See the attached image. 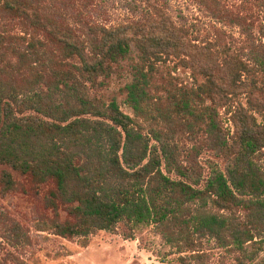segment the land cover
Wrapping results in <instances>:
<instances>
[{
	"label": "trees",
	"instance_id": "trees-1",
	"mask_svg": "<svg viewBox=\"0 0 264 264\" xmlns=\"http://www.w3.org/2000/svg\"><path fill=\"white\" fill-rule=\"evenodd\" d=\"M89 1L0 0V165L53 182L48 206H64L71 218L35 229L87 248L119 224L152 226L176 264H211L203 239L226 250L227 264H264V174L256 168L264 157V47L246 59L217 24L183 25L156 0H135L139 19L97 24L87 19ZM252 1L258 16L200 2L217 23L264 39V0ZM124 62L134 117L93 91ZM171 65L187 82H176ZM42 82L67 89L69 101L31 105L24 97ZM185 134L203 142L186 147ZM203 152L223 166L203 165ZM1 184L15 185L9 173Z\"/></svg>",
	"mask_w": 264,
	"mask_h": 264
},
{
	"label": "rangeland",
	"instance_id": "rangeland-1",
	"mask_svg": "<svg viewBox=\"0 0 264 264\" xmlns=\"http://www.w3.org/2000/svg\"><path fill=\"white\" fill-rule=\"evenodd\" d=\"M166 7L169 13L183 25H194L199 30H210L209 25L217 26L229 34L233 47L244 58L250 59L251 52L264 47V39L254 35L247 37L244 30L234 24L217 23L201 0H156ZM72 3V0H68ZM221 9L226 8L230 13H247L258 16L259 10L252 0H220ZM87 19L103 25H112L125 19H139L143 17L142 4L135 0H90ZM69 12L71 10H68ZM1 31V29H0ZM8 34L15 35L18 31L14 24L6 27ZM131 62L122 63L110 78L106 79L93 91L100 103L107 105L115 101L121 111L133 116L134 112L126 103L124 87L132 79ZM168 72L164 69L163 74ZM170 72L177 83L187 82L184 70ZM160 83V80H158ZM160 88L159 86H156ZM163 96V95H162ZM33 98L31 105L38 107V101H49V98L59 102L69 101V91L62 86L49 87L42 82L40 88L30 93ZM164 97V96H163ZM162 98L161 102H164ZM142 123V122H141ZM149 128V123H143ZM187 134L181 137L186 147L199 145L203 142L198 136L187 140ZM215 159L213 152H203L201 163ZM259 173L264 174V157L256 165ZM207 177L209 172L204 170ZM4 173H9L15 183L12 190H5L1 184ZM55 190L53 182L37 183L30 176H22L9 166L0 165V264H168L175 263L176 256L171 246L165 243L163 236L155 227H147L141 231H132L124 224H119L113 233L98 232L89 238L87 248L80 246L81 239L61 238L52 233L37 232L36 224L42 222H71L66 215V208L60 206L57 210L48 206L50 192ZM128 237H132L130 240ZM200 247L206 255L208 263L227 264L229 262L226 250L221 249L218 242L203 239Z\"/></svg>",
	"mask_w": 264,
	"mask_h": 264
}]
</instances>
